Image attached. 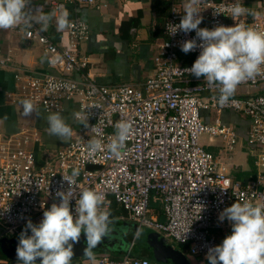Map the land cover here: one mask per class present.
Masks as SVG:
<instances>
[{"label": "built area", "instance_id": "1", "mask_svg": "<svg viewBox=\"0 0 264 264\" xmlns=\"http://www.w3.org/2000/svg\"><path fill=\"white\" fill-rule=\"evenodd\" d=\"M95 1L48 0L47 5L33 9L62 15L65 7L79 10ZM238 2L201 0L203 19L199 27L245 23L264 32V0L257 7L260 15L252 19L249 15L231 17L229 10ZM183 12L172 3L165 24L166 39L154 58V74L140 86L97 82L89 71L88 58L80 53L90 29L79 17L68 19L66 48L28 25L26 38L44 47L47 65L57 74L24 77L12 104L22 108V101L30 100L34 107L49 113H61L72 104L77 107L74 113L88 119L87 127L75 122L71 140L42 162L32 149L41 140L37 132L22 130L0 136V227L4 235L19 238L29 220L38 224L52 203L59 204L57 191L69 188L63 176L71 175L74 169L79 170L70 202L74 215L79 191L96 190L104 194L106 207L117 205L124 210L126 216L121 219L134 222L137 234L143 229L162 232L177 244L188 246L190 255L203 263L209 262L208 249L218 245L212 230L232 231L229 221L218 219L224 208L245 199L264 204V74L239 84L229 102L219 105L214 99L218 90L184 70L193 65L201 51H181L184 41L196 37L195 31L168 32L167 25L178 24ZM180 54L189 55L191 64L185 65ZM8 62L0 53V67ZM212 112L235 113L248 122L246 143L256 158L258 172L245 184L233 180L224 163L200 143L201 135H207L211 143L218 140L229 158L238 144L239 135L232 125L220 119L209 122ZM120 123H127L130 133L117 157L107 146L116 138ZM94 140L101 142V148L92 153L89 144ZM152 203H158L160 210ZM158 213L164 221L159 220ZM131 249L121 260L106 254L95 256L96 264H157L132 256Z\"/></svg>", "mask_w": 264, "mask_h": 264}, {"label": "clouds", "instance_id": "2", "mask_svg": "<svg viewBox=\"0 0 264 264\" xmlns=\"http://www.w3.org/2000/svg\"><path fill=\"white\" fill-rule=\"evenodd\" d=\"M200 2L185 0L180 22L169 23L167 29L171 35L178 31L185 34L195 31L196 37L184 41L180 46L181 51L186 54L197 48L201 51L193 65L184 70L197 79L202 77L209 87H215L219 95L214 99L223 106L234 96L239 84L264 74V32L245 23L201 28L199 25L203 18L200 16ZM27 3L28 0H0V29L16 26L22 19ZM229 11L234 19L259 15L239 2ZM67 15L64 12L57 21L59 29L68 25ZM49 19V16L40 15L37 22L47 25ZM198 40L200 43H197ZM22 108L25 117L43 116L47 120L50 136L62 142L71 138L73 128L63 114L55 112L42 115L30 100L22 101ZM87 119L79 112L72 115L73 123L79 121L85 127ZM129 133L130 126L127 123L117 126L116 138L107 146L114 156L120 155ZM89 147L90 152L94 153L101 148V142L90 141ZM78 176V169H74L69 176H63L69 188L67 191H57L59 204L52 203L43 212L38 224L29 220L25 225L16 248L17 259L21 264H36L37 259H40V264H72L73 245L79 242L82 233L86 237L84 256L96 264L92 250L109 235L113 221L109 208L105 206L104 194L89 188L79 191L73 214L70 202ZM218 219L220 222L229 221L232 232L221 244L208 249L206 258L209 264H264V204H255L246 199L236 201L224 208ZM29 230L31 235L28 234Z\"/></svg>", "mask_w": 264, "mask_h": 264}, {"label": "crops", "instance_id": "3", "mask_svg": "<svg viewBox=\"0 0 264 264\" xmlns=\"http://www.w3.org/2000/svg\"><path fill=\"white\" fill-rule=\"evenodd\" d=\"M28 1L29 6L24 9L20 22L10 29H0V53L3 57L9 59L5 67H0V136L8 137L22 130L37 132L41 140L39 143L34 144L32 149L38 160L42 162L45 158V156L44 158L42 156V148H45L46 151H55L65 146L71 138L62 142L56 137L50 136L47 120L43 116L25 117L19 115L21 111L19 109H22L23 112V108L14 106L12 97H17L21 92L24 77H43L45 74H57V71L50 69L47 65L44 47L26 38L25 33L28 25L30 23L34 25L41 33L62 48L67 47L68 31L67 26L63 29H59L57 26V21L62 15L48 9L41 12L33 9L35 5H47L48 0ZM232 1H240V3L247 5L249 9L259 13L257 7L262 4L263 0ZM184 2L185 0H96L92 6H81L79 10L68 6L64 10L68 13L67 20L75 16L79 17L90 29L88 40L80 45V53L88 58L89 71L97 82L107 86H140L154 74V58L158 54L159 45L166 39L164 30L172 3H175L184 11ZM40 15L50 17L47 25L37 22ZM249 17L254 18L251 15ZM18 77L21 79L19 80ZM10 107L15 108V119L12 118V115H8V108ZM38 109L42 115L49 113L42 108ZM76 109L75 105L69 104L61 112L72 127L75 124L72 122V115ZM223 114L225 116L236 115L235 113ZM248 127L247 122L244 131L245 143ZM216 147L218 149L216 156L224 163L229 176L233 180L245 184L256 176L258 172L257 161L250 147H248L250 151L246 149L247 152L244 153V148L240 145L235 149L236 151L232 152L230 158L225 153L223 143H218ZM152 206L154 208L158 207L160 210L158 203H153ZM158 218L164 221L161 213H158ZM112 226L110 225L111 228ZM231 232L215 229L211 233L221 244L223 239ZM127 234L129 235V233ZM127 234L124 233V236ZM138 234L136 233L137 236ZM1 238H3L2 233L0 234ZM164 239L170 241H166L168 246L173 249L176 248L171 244L175 241L166 236ZM124 241L129 248L123 251L120 249V244L117 243L115 244L117 246L114 245L111 248L113 251L99 252V250H94L93 252L96 254L126 253L132 246H135V241L131 244L125 239ZM175 244L177 243L175 242ZM186 253L189 254L188 256L185 255L189 264H209V262L203 263L198 257L191 256L188 247ZM135 254V257H149L151 259V253L146 248L144 251H135ZM78 260L80 261V259ZM79 263L84 264L83 260ZM0 264H21V262L6 260L0 254Z\"/></svg>", "mask_w": 264, "mask_h": 264}, {"label": "rangeland", "instance_id": "4", "mask_svg": "<svg viewBox=\"0 0 264 264\" xmlns=\"http://www.w3.org/2000/svg\"><path fill=\"white\" fill-rule=\"evenodd\" d=\"M235 116H233V115L232 116H225L224 114H216V113L212 112L210 114V121L209 122L211 124H214L216 122V120L220 119L221 122H223L224 124L232 125V127L238 131V134H239V137H240V140H239V142L237 144L238 146L235 149H237L240 145H242V147L244 148L243 152L245 153V152H247L246 149H248V151H250V149L248 148L247 144L244 141L245 140L244 131L246 129L247 122L240 115H237L236 114ZM200 143L204 146V148H206L207 150H209L210 152H212V153H214L216 155V153L218 151L216 145H218V143H220V142L218 140H215L213 143H211L209 141V137L207 135H201L200 136ZM41 152H42L43 158L45 156L44 159L50 158V157H52L54 155V151H46L45 148H42L41 149ZM155 209L157 210L158 207H155ZM124 216H126L125 213L122 214V216L119 218V220L112 219V221H113L112 225L113 226H112L111 229L113 231H116L117 233L123 232L122 235H121V237H123L125 240L129 241L130 242L129 244H131L134 241V239H137L138 238V236L136 235V233L133 234V233L130 232L129 235L128 234L127 235L129 237L132 236V238H131V240H128L127 239L128 236L127 235L124 236V233L126 234L127 233L126 231H128V230L134 231V227H135L136 224L134 222H131V221L126 220V219L125 220H122L121 218L124 217ZM146 230H149V229H143L141 231L142 233L140 234L137 243H135V244H137V246L136 245L134 247L132 246V249H131L132 256H135L136 255L135 254V251H136V249H138L139 246H141L139 248V249H141V251H144V249L146 248V247H143V246H146V243L143 241V239H147V237H148V233H147ZM151 231H152V233L156 234L157 238H159V239H162V238L165 237L164 236V233H162V232H159V231H156V230H150L149 233ZM1 233H2L3 238L9 239V240L15 239L14 237L4 235L3 234V231L0 229V234ZM114 238H115L114 239L115 242H117V243L120 242V241H122V243L120 245V249L122 251L124 249H126V248L127 249L129 248V246L126 244V242L124 241V239H121L118 236H115ZM166 241H168V240H166ZM168 242H170V241H168ZM171 244L174 245V247H176L175 248L176 251H178L180 253L183 252V254L186 255V256L189 255V254L186 253L188 246H181V245L175 244V242H173ZM107 249H109V247ZM100 251L101 250H99V252ZM102 251H104V250H102ZM110 251H113V250H110ZM125 254L126 253H124V252L123 253L117 252V254H108L107 256H109L113 260H121L124 257ZM100 255H103V254L102 253L95 254V256H100ZM81 260H83L84 264H88V263L91 264V261H89L87 257H84V258L80 259V261ZM159 264H166V263H159Z\"/></svg>", "mask_w": 264, "mask_h": 264}, {"label": "water", "instance_id": "5", "mask_svg": "<svg viewBox=\"0 0 264 264\" xmlns=\"http://www.w3.org/2000/svg\"><path fill=\"white\" fill-rule=\"evenodd\" d=\"M12 115V118H16L15 117V108L14 107H10L8 108V115ZM138 230V226L135 225L134 227V231L132 230H128L126 231L127 233H137ZM148 233V237L147 239H143V241L146 243V249H148V251L151 253V259L154 262L157 263H171V264H189L187 257L185 255H183L182 253L176 251L175 249H173L172 247L168 246L166 244V241L164 238L159 239L157 238L156 234L152 233V231L149 233L150 230H146ZM113 230H111V232L109 233L108 236L104 237L102 239L101 242L103 241H107L108 237L112 236L111 234H113ZM123 232L117 233L116 231L114 232L115 236L119 235L121 236ZM126 233V234H127ZM114 236V237H115ZM119 237V236H118ZM121 238V237H120ZM122 239V238H121ZM18 241L19 238H15L12 240L6 239V238H1L0 239V254L3 258H5L6 260H10V261H14V262H20L17 259V255H16V248L18 245ZM135 241V239H134ZM133 241V242H134ZM122 241L118 242V244L121 245ZM101 244V243H100ZM117 246V245H115ZM114 247V245L109 246V249L107 250H111V248ZM86 248V237L85 235L82 233L79 242L74 243L73 245V260H78V259H82L84 258V249ZM139 251L141 249H136V251ZM96 254V253H94ZM36 264H40V259H37Z\"/></svg>", "mask_w": 264, "mask_h": 264}, {"label": "trees", "instance_id": "6", "mask_svg": "<svg viewBox=\"0 0 264 264\" xmlns=\"http://www.w3.org/2000/svg\"><path fill=\"white\" fill-rule=\"evenodd\" d=\"M179 57L183 60L184 64L185 65H190L191 64V57L189 55H185V54H180ZM74 126V125H73ZM153 205V203H152ZM110 212H111V219H116V220H119V218L122 216V214H124V210L120 207V206H117V205H113L110 209ZM142 232H140L138 234V238L140 236ZM132 236H128V240H131ZM138 238L137 240L135 241V243H137L138 241ZM217 243L219 245V241L217 239ZM137 246V244H135ZM140 247V246H139ZM145 258H148L151 262H154L152 259H150L149 257H145ZM80 261L79 260H72V264H80L79 263Z\"/></svg>", "mask_w": 264, "mask_h": 264}, {"label": "flooded vegetation", "instance_id": "7", "mask_svg": "<svg viewBox=\"0 0 264 264\" xmlns=\"http://www.w3.org/2000/svg\"><path fill=\"white\" fill-rule=\"evenodd\" d=\"M111 235L112 236L108 237L107 241L100 242L101 244L99 243L97 245V247L94 248L92 251H94V250H101V251L104 250V251H106L109 246L117 244V242H115V240H114L115 239L114 238V236H115L114 232ZM117 236L121 237L120 234L117 235Z\"/></svg>", "mask_w": 264, "mask_h": 264}]
</instances>
